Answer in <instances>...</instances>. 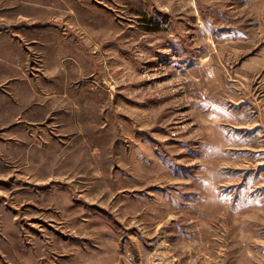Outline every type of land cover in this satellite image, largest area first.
<instances>
[{"label": "rangeland", "instance_id": "1", "mask_svg": "<svg viewBox=\"0 0 264 264\" xmlns=\"http://www.w3.org/2000/svg\"><path fill=\"white\" fill-rule=\"evenodd\" d=\"M263 94L264 0H0V264H264Z\"/></svg>", "mask_w": 264, "mask_h": 264}, {"label": "crops", "instance_id": "2", "mask_svg": "<svg viewBox=\"0 0 264 264\" xmlns=\"http://www.w3.org/2000/svg\"><path fill=\"white\" fill-rule=\"evenodd\" d=\"M53 42L54 40L52 41L51 39H30V43L33 44L34 46V49H36L37 51H39L42 56H43V59H44V65L47 66V70H49V66H50V61L52 60L53 57H55V53H52V45H53ZM62 41L60 42V44L57 45V57L58 56H66L68 57V52L66 51V48L61 44ZM28 87H23V91H27ZM37 88L40 90V87L39 86H36L34 91H35V94H34V98L36 99L35 101V107L34 109H37V117L39 114H43L45 112H43V109L41 111H39V108H48L50 107L49 103H47V105H41L37 102ZM25 97V96H24ZM260 101L263 103V111H264V94L263 96L261 97ZM24 109L22 110V114L25 115L26 113L30 112V108H31V105L27 106V107H23ZM45 111V110H44Z\"/></svg>", "mask_w": 264, "mask_h": 264}, {"label": "bare ground", "instance_id": "3", "mask_svg": "<svg viewBox=\"0 0 264 264\" xmlns=\"http://www.w3.org/2000/svg\"><path fill=\"white\" fill-rule=\"evenodd\" d=\"M260 153V152H259Z\"/></svg>", "mask_w": 264, "mask_h": 264}]
</instances>
